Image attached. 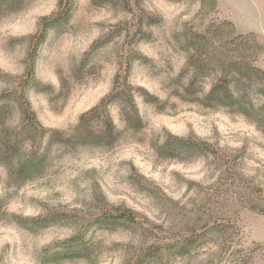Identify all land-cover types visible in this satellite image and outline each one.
I'll use <instances>...</instances> for the list:
<instances>
[{
    "label": "rangeland",
    "instance_id": "obj_1",
    "mask_svg": "<svg viewBox=\"0 0 264 264\" xmlns=\"http://www.w3.org/2000/svg\"><path fill=\"white\" fill-rule=\"evenodd\" d=\"M130 2L0 0V264H264V0Z\"/></svg>",
    "mask_w": 264,
    "mask_h": 264
},
{
    "label": "trees",
    "instance_id": "obj_2",
    "mask_svg": "<svg viewBox=\"0 0 264 264\" xmlns=\"http://www.w3.org/2000/svg\"><path fill=\"white\" fill-rule=\"evenodd\" d=\"M127 4L129 5V9L133 12L130 0H127ZM136 4L139 5L140 0H136ZM73 5H74V0H58L57 11L52 16H50L48 19H45L44 23L42 24V30L40 34L38 35L39 37L38 42L39 40H42L44 38L48 28L51 25L55 24L58 21L66 20L69 17L72 11ZM139 23L140 25L143 24V21L141 18H139ZM245 36L246 35H244L243 33L237 35V37L240 38V40L244 38ZM242 42H243V39L240 41V43ZM250 64L248 65L251 67L250 74L249 72L247 73V75L243 74V69H242L243 67L240 66V72L237 71V73L232 75L229 81H228L229 75L227 74L220 75L217 78L216 82L212 84L211 89L209 91V96H211L212 98L233 99V100L237 99L238 95H240L238 87L244 86L248 80L251 81L253 76L255 74H258V72H261L264 74L263 67L257 65L255 62L253 63L251 62ZM224 65L227 66L228 62L226 61ZM239 65H241V62H239ZM30 71H33V61H32V66L30 68ZM131 89H132V85L130 82L125 81L124 85L121 83L119 85V80L116 79L114 83V87L112 91L109 93V95L103 98L97 105L92 107L88 112L83 113L80 116L76 130H74L76 131L74 132V134L79 135V131H83V130L89 131L88 133L92 134L93 133V131L91 130L92 126L90 125V120L88 117L91 114H97L99 116L103 115L106 117L107 123L109 124V127H110V134H112L113 136L114 130H115V123L109 113V105H110L109 102H113L115 100H121V101L128 103V105H132L133 107H135V96L134 94H131ZM128 94H130V96ZM22 115H24L28 124L30 125L35 124V126L36 124L37 125L40 124L39 120L37 119L35 111L31 107L30 102L26 103V107H22ZM120 216L126 217L128 219H133V220L135 219L133 215L127 216L125 213L121 214ZM125 264H137V261H134L132 263L127 262Z\"/></svg>",
    "mask_w": 264,
    "mask_h": 264
}]
</instances>
